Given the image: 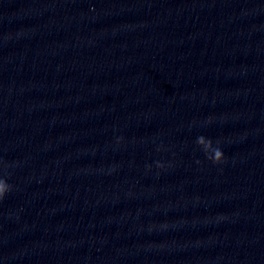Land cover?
<instances>
[{"label":"water","instance_id":"obj_1","mask_svg":"<svg viewBox=\"0 0 264 264\" xmlns=\"http://www.w3.org/2000/svg\"><path fill=\"white\" fill-rule=\"evenodd\" d=\"M0 179V264H264V59L154 0H0Z\"/></svg>","mask_w":264,"mask_h":264},{"label":"clouds","instance_id":"obj_2","mask_svg":"<svg viewBox=\"0 0 264 264\" xmlns=\"http://www.w3.org/2000/svg\"><path fill=\"white\" fill-rule=\"evenodd\" d=\"M203 137L198 138V142L202 141ZM224 158L223 152L217 148L214 155H210L209 159L214 162H220ZM10 185H8L3 179H0V198H3L5 193L9 191Z\"/></svg>","mask_w":264,"mask_h":264}]
</instances>
